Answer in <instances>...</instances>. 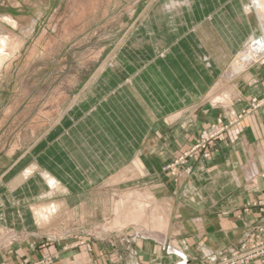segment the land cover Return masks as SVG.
I'll use <instances>...</instances> for the list:
<instances>
[{"label":"crops","instance_id":"0c3cea01","mask_svg":"<svg viewBox=\"0 0 264 264\" xmlns=\"http://www.w3.org/2000/svg\"><path fill=\"white\" fill-rule=\"evenodd\" d=\"M159 1L151 37L138 28L99 70L40 142L38 165L0 174V264H214L264 228V102L251 109L264 62L224 76L264 11ZM49 196L57 213L43 223L34 210Z\"/></svg>","mask_w":264,"mask_h":264},{"label":"rangeland","instance_id":"374dc122","mask_svg":"<svg viewBox=\"0 0 264 264\" xmlns=\"http://www.w3.org/2000/svg\"><path fill=\"white\" fill-rule=\"evenodd\" d=\"M158 1L0 0V24L13 34L14 49L0 69V174L18 160L25 166L21 175L38 165L40 142L48 131L56 132L59 117L98 78L99 70L112 65L123 48L131 46L138 28L151 37L153 30L146 25ZM250 1L247 6L255 14ZM261 36L262 29L225 70L251 40ZM260 60L254 56L240 72L264 62ZM43 142L46 146L47 141ZM183 161L184 156L177 157L163 172L173 175ZM62 195L73 196L70 192ZM54 198L49 196L45 207L54 208L55 215L58 206ZM40 204L31 205L36 208ZM53 214L48 216L50 220L42 218L43 223H49ZM81 243L83 239H74L73 244Z\"/></svg>","mask_w":264,"mask_h":264},{"label":"bare ground","instance_id":"6f19581e","mask_svg":"<svg viewBox=\"0 0 264 264\" xmlns=\"http://www.w3.org/2000/svg\"><path fill=\"white\" fill-rule=\"evenodd\" d=\"M252 4V8L255 10V14H259L260 12L264 11V0H251L250 1ZM252 11L251 8H246V11ZM8 19V18H7ZM3 20V19H2ZM10 20V19H8ZM11 22V20H10ZM35 23V22H34ZM12 25V24H11ZM20 27V26H19ZM261 29L263 32V37L261 38L260 41H258L256 44H250L248 45V47L242 51V56L241 58L236 61L230 68H228V70L226 71V73L224 74L225 79H231L235 74H237L238 72H240V70L244 67V65L249 61V59H253V57L259 55H263L264 54V23H261ZM17 37V36H16ZM12 38H13V34L10 33L7 29L3 28V26L0 24V69L1 67L4 65V63L6 62L7 58L9 57V55H11L12 51L14 50L12 45ZM24 42V41H23ZM250 43V42H249ZM246 46V45H245ZM19 49V48H18ZM9 60V58H8ZM235 77V76H234ZM220 93V92H219ZM217 97V96H216ZM222 98L220 99H214L215 104L218 103H222V102H226V100L229 99V96L227 94H225L224 96H221ZM215 98V97H214ZM213 99V98H212ZM43 179V178H42ZM45 181H47V183L51 186H55V181L49 177L46 176L45 177ZM46 183V184H47ZM52 188V187H51ZM57 189V187H56ZM52 191V190H51ZM57 191V190H56ZM56 193V192H55ZM53 193V194H55ZM146 193V192H145ZM52 194V195H53ZM147 194V193H146ZM145 194V195H146ZM137 195V194H136ZM144 195V197H145ZM51 203V202H50ZM49 203V204H50ZM145 203V202H144ZM48 205V204H47ZM141 205V204H139ZM60 206V205H59ZM122 206V204H121ZM123 207V206H122ZM135 207V206H134ZM60 208V207H59ZM34 210V209H33ZM33 212V211H32ZM55 212L54 208L49 207H42V208H38L36 210H34V214L37 218V220L41 221L42 218L46 219V217L48 218L49 215L53 214ZM57 212V210H56ZM120 212V211H119ZM134 214V212H133ZM142 214V213H141ZM54 215V214H53ZM118 215V214H117ZM34 216V215H33ZM34 216V217H35ZM53 217V216H52ZM49 219V218H48ZM50 220V219H49ZM43 221V220H42ZM45 221V220H44ZM36 222V221H35ZM118 223V222H117ZM161 223H164L161 221ZM166 223V222H165ZM43 224V223H42ZM148 225V224H147ZM162 225V224H161Z\"/></svg>","mask_w":264,"mask_h":264},{"label":"built area","instance_id":"2783aa9c","mask_svg":"<svg viewBox=\"0 0 264 264\" xmlns=\"http://www.w3.org/2000/svg\"><path fill=\"white\" fill-rule=\"evenodd\" d=\"M263 37L258 39L251 40L250 44H256ZM257 60L264 59V54L259 56L257 55ZM258 105H255L253 109H256ZM222 129L217 131L211 138L214 136H220ZM197 148V147H196ZM264 257V228L259 229V231L253 235L248 240L247 244L240 246L238 249L232 251L229 255L222 257L219 261L214 264H252L257 259Z\"/></svg>","mask_w":264,"mask_h":264}]
</instances>
